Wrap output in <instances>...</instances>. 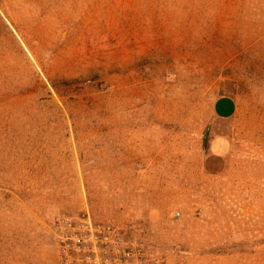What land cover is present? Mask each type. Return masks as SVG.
<instances>
[{
	"label": "rangeland",
	"instance_id": "obj_1",
	"mask_svg": "<svg viewBox=\"0 0 264 264\" xmlns=\"http://www.w3.org/2000/svg\"><path fill=\"white\" fill-rule=\"evenodd\" d=\"M65 214L264 264V0H0V264Z\"/></svg>",
	"mask_w": 264,
	"mask_h": 264
},
{
	"label": "built area",
	"instance_id": "obj_2",
	"mask_svg": "<svg viewBox=\"0 0 264 264\" xmlns=\"http://www.w3.org/2000/svg\"><path fill=\"white\" fill-rule=\"evenodd\" d=\"M53 229L59 264H167L161 251L133 239L129 229L90 215H61Z\"/></svg>",
	"mask_w": 264,
	"mask_h": 264
},
{
	"label": "trees",
	"instance_id": "obj_3",
	"mask_svg": "<svg viewBox=\"0 0 264 264\" xmlns=\"http://www.w3.org/2000/svg\"><path fill=\"white\" fill-rule=\"evenodd\" d=\"M52 87L57 91V93L60 92V88L68 86V80L65 77L57 76L53 79H51Z\"/></svg>",
	"mask_w": 264,
	"mask_h": 264
},
{
	"label": "water",
	"instance_id": "obj_4",
	"mask_svg": "<svg viewBox=\"0 0 264 264\" xmlns=\"http://www.w3.org/2000/svg\"><path fill=\"white\" fill-rule=\"evenodd\" d=\"M208 139H209V132H207V133L205 134V140H206L205 148H206V146H207Z\"/></svg>",
	"mask_w": 264,
	"mask_h": 264
}]
</instances>
